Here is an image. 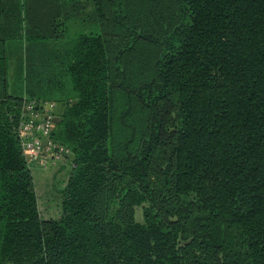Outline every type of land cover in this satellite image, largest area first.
Returning <instances> with one entry per match:
<instances>
[{
	"label": "trees",
	"instance_id": "obj_1",
	"mask_svg": "<svg viewBox=\"0 0 264 264\" xmlns=\"http://www.w3.org/2000/svg\"><path fill=\"white\" fill-rule=\"evenodd\" d=\"M92 2L101 31L66 39L59 0H0V264H264V0H175L133 87L114 76L117 27L150 39L119 0ZM122 91L143 118L117 151ZM33 99L61 104L51 137L71 154L49 221L17 134Z\"/></svg>",
	"mask_w": 264,
	"mask_h": 264
},
{
	"label": "rangeland",
	"instance_id": "obj_2",
	"mask_svg": "<svg viewBox=\"0 0 264 264\" xmlns=\"http://www.w3.org/2000/svg\"><path fill=\"white\" fill-rule=\"evenodd\" d=\"M119 1L122 4V14L128 19V24L138 30L140 35L150 39L129 41L128 44L124 38L127 29L117 27L118 34L121 35L117 45L119 50L124 52L120 63L121 69L116 70L114 76L117 79L124 78L125 84L133 87L142 76L144 78L154 74L153 65L163 49V39L179 20L175 0ZM59 6L64 38L73 39L85 33L101 31V24L92 0H59ZM29 25L26 22L27 29L30 28ZM17 46L14 43L10 45L9 55V78L14 88L19 82L16 61L21 54ZM119 98L120 105L115 112L112 133V144L117 151L123 150L122 145L131 140L132 133L139 129L143 118V112L136 104L127 105L123 91ZM47 169L48 171H44ZM32 171L35 176L41 218L44 221L59 219L62 215V191L71 172V154L66 153L50 166L34 167ZM143 220V211L137 208L136 221L143 222Z\"/></svg>",
	"mask_w": 264,
	"mask_h": 264
},
{
	"label": "built area",
	"instance_id": "obj_3",
	"mask_svg": "<svg viewBox=\"0 0 264 264\" xmlns=\"http://www.w3.org/2000/svg\"><path fill=\"white\" fill-rule=\"evenodd\" d=\"M61 104L33 99L25 103L17 130L24 157L31 169L48 167L70 151L54 142L51 135Z\"/></svg>",
	"mask_w": 264,
	"mask_h": 264
},
{
	"label": "crops",
	"instance_id": "obj_4",
	"mask_svg": "<svg viewBox=\"0 0 264 264\" xmlns=\"http://www.w3.org/2000/svg\"><path fill=\"white\" fill-rule=\"evenodd\" d=\"M49 169V168H48ZM48 169L47 170H44V171H48ZM31 170H33V169H31ZM38 171H39V169H37ZM32 173H33V171H32ZM33 177L35 178V176L33 175ZM34 181H35V179H34Z\"/></svg>",
	"mask_w": 264,
	"mask_h": 264
}]
</instances>
